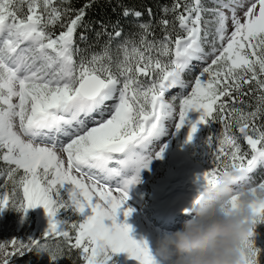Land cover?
Segmentation results:
<instances>
[{"label":"snow or ice","instance_id":"6c2138e0","mask_svg":"<svg viewBox=\"0 0 264 264\" xmlns=\"http://www.w3.org/2000/svg\"><path fill=\"white\" fill-rule=\"evenodd\" d=\"M93 2L77 9L72 0H0V162L8 166L0 173L6 177L0 210L42 207L48 217L44 242H0V264L33 249L62 259L61 245L48 243L53 238L79 250L83 264H109L121 252L139 264H158L147 242L133 239L130 225L117 223V214L129 187L140 182V169L166 147L150 152L153 140L168 133L165 122L176 120L179 130L189 112L200 115L189 122L188 140L199 124L218 120L224 126L217 143L209 138L216 149L213 167L199 178L193 205L222 174L235 179L228 203L245 190L264 191V178L253 183L251 175L264 166V0H210L212 7L203 0H172L155 24L147 8L149 21L136 23L137 31L115 48L123 29L116 25L109 32V25L98 22L97 39H108L89 52L77 43V32L84 29L79 40L86 42L90 26L84 21ZM122 15L140 21L144 13L124 8ZM193 61L205 66L186 81L183 74ZM173 89L184 94L166 100ZM113 179L115 194L108 184ZM8 183L11 191L5 190ZM86 209L91 214L84 215ZM61 212L84 218L61 220ZM131 212L124 209L123 215ZM252 212L264 222V200ZM245 247V264H258L259 250L253 243Z\"/></svg>","mask_w":264,"mask_h":264},{"label":"rangeland","instance_id":"374dc122","mask_svg":"<svg viewBox=\"0 0 264 264\" xmlns=\"http://www.w3.org/2000/svg\"><path fill=\"white\" fill-rule=\"evenodd\" d=\"M203 3L206 7L213 6L210 0H203ZM205 47L206 50H208V46L205 45ZM194 63L193 65H196V67H194V71L189 70L185 73L186 81H192L202 69V67L205 66L201 63ZM142 80L145 84L149 82V80L146 78H142ZM185 91H190V87ZM183 94L184 92H182L180 89H175L172 93L166 95L165 98L166 100L170 101L173 95ZM176 106V110L178 113V101L176 102ZM199 115V112H189L184 126L181 127L179 130H176L174 128V123L176 122V120H169L165 122L166 127L168 128V133L159 137L158 139H154L153 143L150 146V152L154 154L155 152L159 151L162 146L166 145V147H164L163 152L161 153L160 158L150 159L148 162V167L140 169V182L133 186H130L133 187L134 190L139 192L143 198L146 199L150 196L152 198H162L161 196H156L157 185L152 186V182L149 183V181L151 180L158 179V177H154V179H152L151 176L153 174L155 176L158 175L159 177L167 175L166 177L170 178V184L171 182L172 184L173 182L177 184L176 186H168L166 188L167 190L166 193L163 194V199L168 198L172 194H178L183 195L187 200L193 201L195 196H197L196 194H198V191L201 188L200 183H202L199 178L201 177L203 172L211 170V168L213 167V154L216 149H213V145L208 142L209 138H214L213 143H217L218 138H221L224 133L223 124H215L212 121L209 123L208 126H206L205 124L197 125V131L193 133L191 140H188V132L191 127V124L189 122L196 121ZM63 141L67 142V139H63ZM63 155L64 154L61 153L62 157ZM171 157H174V161L176 162H171ZM188 160L191 163L189 167L186 166V162ZM7 168L8 166L5 163L0 162V173L6 172ZM134 174L135 173L133 171H130V173H127L126 175L131 176ZM188 174H191L193 176L195 175L192 178L194 180L190 179ZM251 175L253 176V183L261 181L262 178H264V166L257 169L256 172ZM5 178V176L0 175V185H3ZM84 179L87 181V176H85ZM155 183L158 184V180ZM109 185H111L113 191L115 192L116 182L114 184ZM11 189L12 184L8 183V187L5 190L11 191ZM129 202H125L121 210L118 212L117 223L123 222L130 225V236L137 241L143 240L147 242L151 251H153L154 249V242L158 235L163 232L175 231L180 228L183 223H179L176 228H161L153 224L150 217L146 216L145 212L148 211L142 209L139 206H136V208H138V211H140V217L138 215H134L136 210L133 207L135 205L132 202ZM129 208L132 209V212L129 216L125 217L123 215V211L124 209ZM43 210L44 209L42 207L28 209L24 212H20L12 208H5L4 210H0V242L10 241L13 238L25 240L28 236L31 227L34 226L35 221L39 222L40 231L46 230L48 227V217L46 216ZM6 213L7 215L5 216ZM89 214H91L90 209H86L84 215ZM57 218L61 220L69 218L73 222H78L79 219H83L84 217L81 216L79 218V216L76 214H72L70 212H61L58 214ZM72 234L74 236V233ZM250 239L253 243L254 248L259 250L257 257L258 264H264V222H260L257 224V227L254 231V236ZM109 264H139V262L130 258L127 253L121 252L113 254L111 261H109Z\"/></svg>","mask_w":264,"mask_h":264},{"label":"clouds","instance_id":"9594fccd","mask_svg":"<svg viewBox=\"0 0 264 264\" xmlns=\"http://www.w3.org/2000/svg\"><path fill=\"white\" fill-rule=\"evenodd\" d=\"M234 183L233 176L222 174L217 186L192 203L180 228L156 237L152 253L159 264H245L250 252L245 245L258 224L252 205L264 200V191L245 190L228 203Z\"/></svg>","mask_w":264,"mask_h":264},{"label":"trees","instance_id":"16d2710c","mask_svg":"<svg viewBox=\"0 0 264 264\" xmlns=\"http://www.w3.org/2000/svg\"><path fill=\"white\" fill-rule=\"evenodd\" d=\"M85 2L86 0H72V6L78 9ZM171 4L172 0H94L93 6L87 9V15L84 21L86 25L90 26L89 30H87V41L81 42L79 40V32L84 31V29H79L77 32V43L81 48H87L89 52L99 51L104 45L105 41L108 39L107 36H101L99 39H97L95 35V33L100 30V23H103L105 25H109V32L113 31V26L116 25L123 29V35L119 38V40L113 41V48H115L117 43L137 31V29L134 27L136 23L149 21V16L145 11L147 8H151L153 10L154 17L152 18V23L155 24L156 21L161 17L160 9L166 5L171 6ZM124 8L141 11L144 13V15L141 17L140 21H137L132 16L124 17L122 15ZM168 18L171 19V16ZM57 31H59V29H57ZM176 31H179V29L177 28ZM154 32L157 38L162 36V32L158 26L154 28ZM182 34L183 33H181V35ZM142 78L145 77H141V80ZM146 79L149 80V78ZM245 100L254 102L253 98L249 96H246ZM216 123H219V121L217 120ZM231 133L237 136L242 148L247 151V146L244 140L240 137L239 133L236 131L235 127L231 129ZM44 232V230L39 231V222L35 221L34 226L31 227L25 240L32 238L41 239V242H44L42 238V234ZM48 243L53 247H55L57 243L61 245L63 248L62 259L53 261L46 252H38L37 250L33 249L31 251L25 252L23 255L13 257L10 264H83L79 250L69 249L68 245L62 238L50 239Z\"/></svg>","mask_w":264,"mask_h":264},{"label":"bare ground","instance_id":"6f19581e","mask_svg":"<svg viewBox=\"0 0 264 264\" xmlns=\"http://www.w3.org/2000/svg\"><path fill=\"white\" fill-rule=\"evenodd\" d=\"M176 160V159H175ZM170 161L171 162H176V161H174V157H171L170 158ZM128 173H130V171L128 172ZM176 173V172H175ZM167 176V175H166ZM166 176H162L160 179H157L158 180V184H156L155 182H157V180H151V181H149V183L150 182H152L151 184H152V186H154V185H157L156 186V190H157V194H156V196L158 195V196H162L164 193H166V188L168 187V186H170V187H172V186H176L177 184H175L174 182H173V184H172V182H171V184H170V178H167ZM188 176H189V178L190 179H192L194 176L193 175H191V174H188ZM154 177H158L159 178V176L158 175H152L151 176V178L152 179H154ZM192 180H194V179H192ZM148 181V180H147ZM160 182V183H159ZM195 182V181H194ZM182 183V182H181ZM197 183H200V182H197ZM190 184V183H189ZM200 184H202V183H200ZM149 185V184H148ZM192 185V184H191ZM176 188V187H175ZM149 189H150V187H149ZM180 190V189H179ZM128 191H134L133 190V188H129V190ZM136 192V194H137V196H138V198H139V200H140V205H142V206H147L148 205V201L145 199V198H143L139 193H137V191H135ZM199 192V191H198ZM171 193V192H170ZM114 194H115V192H114ZM154 195V194H153ZM169 195V194H168ZM197 195V194H196ZM167 197V196H166ZM196 197V196H195ZM193 199V198H192ZM195 199V198H194ZM193 199V200H194ZM142 200H143V202H142ZM156 200H158V199H156ZM126 202H129V200L127 199V201ZM192 200H187L183 195H178V194H172L171 196H169L168 198H166V199H160V200H158V201H156V203L157 204H159V206L161 207V208H163L162 210L163 211H165V210H167V209H169L171 212H172V215H174V213H176L177 211H185V212H190L191 211V206H192ZM130 203V202H129ZM191 203V204H190ZM136 206L137 205H135L133 208L136 210V212H135V214L134 215H138L139 217H140V211H138V208H136ZM186 210H188V211H186ZM44 211V210H43ZM147 211V210H146ZM135 216V217H136ZM146 216H148V217H150V215H149V213L148 214H146ZM190 218V217H189ZM142 226H144V225H142ZM163 228V227H162Z\"/></svg>","mask_w":264,"mask_h":264},{"label":"water","instance_id":"95a60500","mask_svg":"<svg viewBox=\"0 0 264 264\" xmlns=\"http://www.w3.org/2000/svg\"><path fill=\"white\" fill-rule=\"evenodd\" d=\"M189 165V164H188Z\"/></svg>","mask_w":264,"mask_h":264}]
</instances>
